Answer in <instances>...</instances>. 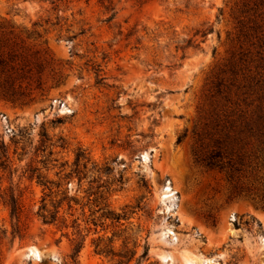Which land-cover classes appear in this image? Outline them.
Listing matches in <instances>:
<instances>
[{
	"label": "rangeland",
	"instance_id": "1",
	"mask_svg": "<svg viewBox=\"0 0 264 264\" xmlns=\"http://www.w3.org/2000/svg\"><path fill=\"white\" fill-rule=\"evenodd\" d=\"M53 2L0 0V36L43 63L23 84L26 98L0 94L10 158L0 168V264H68L74 232L42 223L44 188L29 170L57 183L79 148L86 176L62 189L83 198L100 181L116 213L140 203L107 234L123 231L137 257L147 244L140 264H264V209L232 199L224 173L192 153L217 124L264 119V0H123L115 12L96 0ZM36 23L42 39L29 38ZM44 133L68 149L44 150ZM96 237L80 264H113L93 252Z\"/></svg>",
	"mask_w": 264,
	"mask_h": 264
},
{
	"label": "trees",
	"instance_id": "2",
	"mask_svg": "<svg viewBox=\"0 0 264 264\" xmlns=\"http://www.w3.org/2000/svg\"><path fill=\"white\" fill-rule=\"evenodd\" d=\"M62 1L55 0V2ZM96 1L107 4V10L115 12L117 5L123 0ZM139 1L144 4L148 0ZM48 22L49 20L45 24ZM42 27H44L43 24L36 23L34 31L29 33V38L42 39L44 35L38 30ZM47 31L44 30L45 33ZM42 72L43 63L39 59L34 61L33 57L19 48L17 43L10 42L4 35L0 36V94L3 97L11 101H21L26 98L23 84L33 80L36 75H41ZM240 124V127H236L234 124L228 126L227 123L223 126L217 124L216 133L208 132L205 139L199 137L192 150L193 159L195 164L206 170L224 173L230 184L232 199L250 200L264 209V119L259 118ZM42 137L41 147L44 150L48 147L68 149L67 142L62 137L56 143L52 142L47 133H44ZM49 155L52 157L53 151H50ZM9 159V149L5 142L1 141V169H6L5 166ZM46 161L58 162V160H49V158ZM89 162L87 153L79 148L70 172L62 173L64 172L62 170L63 175L57 183L49 181L37 168L29 170V179H34L37 174L38 183L44 188L38 217L44 225L55 226L60 230L71 229L74 232L73 236L75 237L72 240L68 264H80V254L91 234L97 236L92 240L93 252L113 264H131L133 262L140 264L142 261L148 260L149 247L147 244L144 246L143 253L137 257L140 245L136 243L133 248H130L129 238L122 237L123 231L118 230L119 232H113L112 236L107 235L110 228L122 227L123 221H129L133 215L141 211L140 203L137 206L127 205L123 209V213H116L111 209L109 202L112 191L100 181L91 183L83 198L70 195L68 188L62 189L64 186L62 181L71 180L73 176H76L81 183L86 176L82 168H86ZM82 163H84L83 166ZM65 166L67 163L62 164L60 168ZM94 183L97 184L95 187ZM8 206L11 216L19 219L21 206L15 197L11 198ZM121 238H123L122 245L120 248H116L115 243Z\"/></svg>",
	"mask_w": 264,
	"mask_h": 264
},
{
	"label": "bare ground",
	"instance_id": "3",
	"mask_svg": "<svg viewBox=\"0 0 264 264\" xmlns=\"http://www.w3.org/2000/svg\"><path fill=\"white\" fill-rule=\"evenodd\" d=\"M32 252H33V251H32ZM30 254H33V253L30 252ZM37 254H38V253H37Z\"/></svg>",
	"mask_w": 264,
	"mask_h": 264
}]
</instances>
